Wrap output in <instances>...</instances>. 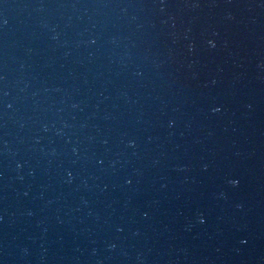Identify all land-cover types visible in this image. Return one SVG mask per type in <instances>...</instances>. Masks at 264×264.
<instances>
[{
	"label": "water",
	"instance_id": "water-1",
	"mask_svg": "<svg viewBox=\"0 0 264 264\" xmlns=\"http://www.w3.org/2000/svg\"><path fill=\"white\" fill-rule=\"evenodd\" d=\"M263 126L264 0H0V264H161Z\"/></svg>",
	"mask_w": 264,
	"mask_h": 264
},
{
	"label": "clouds",
	"instance_id": "clouds-1",
	"mask_svg": "<svg viewBox=\"0 0 264 264\" xmlns=\"http://www.w3.org/2000/svg\"><path fill=\"white\" fill-rule=\"evenodd\" d=\"M209 43L212 45V47H215V43L214 42L210 41ZM249 107H251V105H249ZM216 111H219V109H216ZM69 175H71V173H69ZM231 183L233 185H238L239 181L238 180H234V181H231ZM203 222H204L203 219H201V223H203Z\"/></svg>",
	"mask_w": 264,
	"mask_h": 264
}]
</instances>
